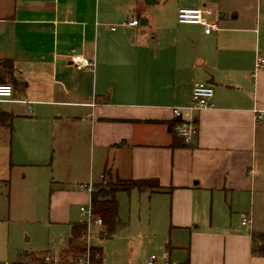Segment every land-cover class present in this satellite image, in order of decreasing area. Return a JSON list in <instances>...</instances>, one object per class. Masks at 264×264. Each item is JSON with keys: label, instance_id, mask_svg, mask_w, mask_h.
Returning a JSON list of instances; mask_svg holds the SVG:
<instances>
[{"label": "crops", "instance_id": "1", "mask_svg": "<svg viewBox=\"0 0 264 264\" xmlns=\"http://www.w3.org/2000/svg\"><path fill=\"white\" fill-rule=\"evenodd\" d=\"M208 3L0 0V84L13 87L0 102L12 116L0 145L10 142L13 168L52 161L64 179L53 205L66 211L55 222L83 223L73 215L89 202L81 186L102 176L156 180L153 193L119 192V216L131 222L137 210L160 226L169 262L264 264V0H218L221 30L209 35L178 23L180 8ZM133 18L138 27L121 25ZM77 55L95 71H77ZM196 82H212L214 110L189 111ZM174 108L198 129L190 143L177 137Z\"/></svg>", "mask_w": 264, "mask_h": 264}, {"label": "rangeland", "instance_id": "2", "mask_svg": "<svg viewBox=\"0 0 264 264\" xmlns=\"http://www.w3.org/2000/svg\"><path fill=\"white\" fill-rule=\"evenodd\" d=\"M208 1L216 20L221 16L217 9L218 0ZM5 107L0 105V110ZM5 148H8L7 153ZM10 150V142L4 140V144L0 145V264H39L35 261L37 258H44L46 264H83L74 263L72 257L67 261L61 258L62 240L69 238L71 229L68 225L55 222L56 217L66 211L65 205L63 210L60 205H53L51 192L64 179H58L57 171L52 173V161H48V167L44 170H33L36 167L32 161H15L13 168ZM64 164H68V161ZM72 169L62 170L60 175L66 179L73 177L75 173ZM107 183L116 181L105 177L96 185L95 191ZM127 213L124 212L126 216ZM73 215L76 219L81 216L83 221L87 220L80 207L73 209ZM122 223L123 226L110 240H101L99 231H95L96 227L92 228L90 244L104 249V264H149L152 256L157 259L155 264L169 261L165 256L168 242L160 226H148L143 215L140 220L137 210L132 212L131 222Z\"/></svg>", "mask_w": 264, "mask_h": 264}, {"label": "built area", "instance_id": "3", "mask_svg": "<svg viewBox=\"0 0 264 264\" xmlns=\"http://www.w3.org/2000/svg\"><path fill=\"white\" fill-rule=\"evenodd\" d=\"M214 12L211 8L201 7V8H180L177 13L178 23L182 25H195L204 28V33L209 35L213 32H219L221 30L219 23L213 21ZM123 27L135 28L140 25V20L133 18L130 21L123 22L121 24ZM116 30V28H113ZM71 63L77 71L85 68H89L91 71H95L96 63L93 60H89L81 55L74 56L71 59ZM264 66V59L258 61L256 67L262 68ZM13 96V87L10 84H0V102H7ZM215 92L213 87L205 82H196L192 89V103L188 107L189 111H208L215 109L214 103ZM173 116L179 121L177 125L176 132L177 135L182 138L186 143H190L197 135L198 129L193 121L183 122V110L182 108H174ZM101 180H105V176L101 177ZM82 191L87 193L89 197V202L87 205L80 207V211L83 215L87 217L84 221L88 227L87 235L84 237V241L87 243L88 248L91 247V232L92 228L98 227L102 228V220L96 218L93 213L92 207V196L96 189V184L90 181L88 184L81 186ZM249 219L247 217H242V224L247 225ZM49 259H47L48 261ZM156 257L152 256L151 263L155 264ZM79 263L90 264L88 257L81 258ZM165 264H176L171 262H166Z\"/></svg>", "mask_w": 264, "mask_h": 264}, {"label": "trees", "instance_id": "4", "mask_svg": "<svg viewBox=\"0 0 264 264\" xmlns=\"http://www.w3.org/2000/svg\"><path fill=\"white\" fill-rule=\"evenodd\" d=\"M3 64L5 67H12L10 61H5ZM11 120L12 116L10 114L0 113V125L11 128ZM177 137L180 138L178 135ZM184 142L185 141L182 139L181 144L184 145ZM107 184L98 187L94 192L92 196V207L94 216L102 220V228L99 233L100 238L109 240L115 235L117 230L123 226L119 216L117 194L119 192L129 193L133 190H137L141 193H153L160 190L161 187L156 180L117 181L116 183ZM87 232L88 227L84 222L75 224L71 227L67 247L61 253V258L63 260L67 261L69 257H72L74 263H79L81 258L88 257L90 264H104L105 254L103 249L92 246L88 248L87 243L83 240ZM259 251L264 254V247H261ZM35 261L39 264H46L44 258H37Z\"/></svg>", "mask_w": 264, "mask_h": 264}, {"label": "water", "instance_id": "5", "mask_svg": "<svg viewBox=\"0 0 264 264\" xmlns=\"http://www.w3.org/2000/svg\"><path fill=\"white\" fill-rule=\"evenodd\" d=\"M210 84H212V82Z\"/></svg>", "mask_w": 264, "mask_h": 264}]
</instances>
